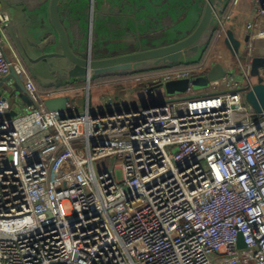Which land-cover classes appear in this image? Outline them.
Wrapping results in <instances>:
<instances>
[{
  "label": "built area",
  "instance_id": "obj_1",
  "mask_svg": "<svg viewBox=\"0 0 264 264\" xmlns=\"http://www.w3.org/2000/svg\"><path fill=\"white\" fill-rule=\"evenodd\" d=\"M254 5L237 64L204 93L61 119L44 101L71 89L26 80L29 111L11 116L0 103V264H264V113L246 101L256 77L241 61L264 39V1ZM4 25L0 15V86L25 73ZM210 66L131 80L165 84ZM108 156L120 164L98 173Z\"/></svg>",
  "mask_w": 264,
  "mask_h": 264
},
{
  "label": "water",
  "instance_id": "obj_2",
  "mask_svg": "<svg viewBox=\"0 0 264 264\" xmlns=\"http://www.w3.org/2000/svg\"><path fill=\"white\" fill-rule=\"evenodd\" d=\"M72 1L76 0H0L1 3L19 12L26 22L34 21L35 26L32 29H36L40 33L39 41L36 40L31 44L33 52L26 51L25 56L31 63L36 64L42 61L49 64L50 72L56 79L55 82L49 83L50 86L68 85L81 79L89 81L92 78L133 75L196 64L203 58V54L218 29V20L224 14L231 0H203L199 19L189 31H183L181 28L177 30L172 25L162 26L156 31L151 30L146 35V32L139 29L134 31L129 27L128 36L119 41L121 49L112 47L113 49L106 48L105 50L98 47L94 49L96 42L92 40L83 49H77L72 45L62 18L63 6L66 5V11L70 10L67 5H70ZM115 1L121 2L124 12L121 8H112L110 0H89L91 23L93 24L97 17L103 19L111 15L120 17V27L124 28L131 16L129 12L135 11L137 2L135 0ZM100 2L102 3L99 4ZM174 4L176 3L174 2ZM151 11L153 12L151 8H148L149 14L152 13ZM0 15L5 21V29H10L13 26L16 30L17 24L14 18L4 11H0ZM149 22L151 23L152 20ZM226 35L225 45L227 48L233 54L239 53L240 40L231 30H228ZM248 63L250 64V74L256 77V82L251 89L246 90L245 98L257 112L264 113V79L258 75L259 68H264V56H256L250 50ZM228 74V69L221 62L215 61L200 77L173 80L165 84L159 83L155 88L164 90L170 88L173 94L178 91L188 93L196 86H207L210 82L221 80ZM10 77H14L19 85V98L28 105H32L31 99L26 95L24 86L14 70L4 81ZM108 103L111 105L112 100H109ZM44 106L49 111L61 112V119L79 115V111L71 110L69 95L46 99ZM137 107L136 105L108 106L95 109L96 111H92V114L96 112L112 113ZM17 113L10 112L9 115L16 116ZM240 246L243 244L240 243Z\"/></svg>",
  "mask_w": 264,
  "mask_h": 264
},
{
  "label": "crops",
  "instance_id": "obj_3",
  "mask_svg": "<svg viewBox=\"0 0 264 264\" xmlns=\"http://www.w3.org/2000/svg\"><path fill=\"white\" fill-rule=\"evenodd\" d=\"M110 1L112 8L118 7L122 9L124 7L121 2H116L115 0ZM135 1L137 2L136 9L133 12H129L131 16L132 14L133 16H130L128 18L127 25L124 28L120 27L121 18L112 17L111 15L106 16L103 19H99L97 17L94 19V22L92 24L90 18L91 15L89 0H76L74 2L72 1L70 5H67L68 7H70V10L67 11L66 5H64L62 8L64 12L62 18L65 22L72 45L77 49H83L89 44L90 40H92L93 42H96L94 49L96 48V45L102 50H105L106 48L121 49L122 47L119 41L125 39L128 36L130 28L134 31L139 29L142 32H146L151 30H159L162 26L168 27L174 25L173 27H175V29L177 30L181 28L183 31H189L197 23L203 7V0H143L142 2L140 0ZM173 1L176 4H174ZM231 2L232 3L230 4V6L228 8L226 7L229 16L226 32L228 30H231L234 33L236 38L240 40V50H242L244 47V42L247 38L245 33V24L254 15V0H231ZM101 3L102 2H100L99 4ZM148 8H151L153 12L151 11L152 13L149 14ZM0 11L7 12L10 17L14 18L17 24L16 30L13 28V26L10 29H5V50L9 55H16V57L19 59L21 67L24 68L25 73H21L20 69H16V75L19 77L20 82L23 84V86L25 84V81L29 80L36 88L42 91L54 89H71L69 91V94L67 95H69L70 97L72 95H75L76 100H79L76 103L71 102V110L74 111H80L79 105L83 101L82 96L85 93L89 96L90 92L93 90H96V92L99 93V95H101L103 99L107 100L103 107H95V109L105 108L108 106H140L147 103V101L149 100H163L167 98L165 90L164 94L162 93V89L155 88L158 84L154 85L148 83H136L132 82L130 78H123L116 81L112 80L109 83L105 84L106 86L103 85L104 82H101L104 80V78H115L118 76L92 78L89 81H84L81 79L74 81L68 85L50 86L51 84L49 83L55 82L56 79L50 72L51 69L49 68V64L42 61L36 64L31 63L26 59L25 56L26 51L28 53H30V51L33 52V45L31 44L36 40L39 41L38 39L40 37V33H38L36 29H32L33 26H35L34 21L31 20L26 22L19 12L13 10L12 8H9L6 4L1 2ZM122 11L124 12V9H122ZM150 20H152L151 23L149 22ZM158 23L161 24L158 25ZM258 48L260 49V51H262L264 50V45H260L258 46ZM219 49L216 52L217 57L212 55L211 52L204 59V61H208L209 65H212L215 61H219L229 70L230 67H232V64H228L229 58H227L228 60H226V58L223 57V51L221 49L219 51ZM256 56H262V54H256ZM214 58L218 59L215 60ZM33 68L35 73L33 71ZM140 75V73L133 74V76ZM196 77H199V74L194 75L193 78ZM238 78H240L239 75ZM83 82L86 83V88L83 86ZM123 84L125 86L121 88V91L127 92L133 99L132 101H128V103H124L125 101H121L120 97L118 96V91L116 92L112 88L114 85ZM130 84H132L133 87H127ZM13 85L16 86V88L14 89V94L12 95L13 92L10 90V88ZM141 86L145 87L143 97L138 94L141 92ZM136 87H139V90H136ZM204 92H206V89L201 91L198 90L192 94H201ZM12 96H14V98ZM109 100H112L111 105L108 103ZM0 103L4 105V111L6 114H10V112L14 111L22 112L25 110V108L28 107V104L19 98V85L14 77H10L8 80L3 81V83L1 84ZM87 105H89L88 102H86V106Z\"/></svg>",
  "mask_w": 264,
  "mask_h": 264
},
{
  "label": "rangeland",
  "instance_id": "obj_4",
  "mask_svg": "<svg viewBox=\"0 0 264 264\" xmlns=\"http://www.w3.org/2000/svg\"><path fill=\"white\" fill-rule=\"evenodd\" d=\"M232 2H230V4H231ZM254 3H255V0H254V2H253V5H254ZM255 6V5H254ZM228 7V6H227ZM218 26H219V24H218ZM148 33H149V31H146V35H148ZM156 36H159V35H156ZM225 38H226V36H223V38L221 39V38H219L218 37V32L216 31V33H215V35H214V37H213V39H212V41H211V43H210V45H209V47L207 48V50L205 51V53L203 54V57H207L208 56V54L209 53H211L212 52V55H214L215 57H217L216 56V52L218 51V49H219V47H220V49L223 51V53H224V56L223 57H225L226 58V60H228L227 58H229V60H228V64L229 65H233V64H237V60H236V55L235 54H233L228 48H227V46L225 45ZM218 44V45H217ZM260 45H264V39H258V40H254L253 42H252V47H253V49H251L252 50V52H253V54L254 55H260V54H262L263 56H264V50H262V51H260V49L258 48V46H260ZM96 48H97V45H96ZM121 48V47H120ZM255 48H256V50H255ZM220 49H219V51H220ZM249 48H244V52H246V53H244V55H242L241 56V61H242V63L243 64H247L248 63V58H247V55H245V54H247L248 52H247V50H248ZM243 50V49H242ZM250 50V49H249ZM215 59V58H214ZM218 59V58H217ZM217 59H215V60H217ZM212 62H214V61H212ZM198 65V64H197ZM176 67H178V66H176ZM156 70H153V71H146V72H143V73H140L142 76H146V75H149L150 73H152V72H155ZM158 71V70H157ZM195 75H197V73H195ZM200 76H202V74L201 73H199V77ZM134 76L132 75V74H128V75H121V77H115V78H112V77H110V78H104V80L103 81H101V82H104V86H106L105 84H107V83H109L110 81H112V80H119V79H123V78H130V80H131V78H133ZM132 82H134L133 80H131ZM83 86L86 88L87 86H86V83L85 82H83ZM123 86H125L124 84L123 85H114L112 88L117 92L118 91V96L120 97V100L121 101H125L124 103H128V101H132L133 99H132V97H130L129 96V94L127 93V92H124V91H121V88L123 87ZM95 87V86H94ZM127 87H129V88H131V87H133L132 86V84H130L129 86H127ZM135 87V86H134ZM209 87V85H207V86H196V87H194V90H190V92L189 93H195L196 91H201V90H205V89H207ZM16 88V86H11V88H10V90L13 92L14 91V89ZM97 88V87H96ZM138 88V89H137ZM136 90H139V87H136L135 88ZM167 90V96H169V97H173L175 94L176 95H184V94H187V93H181V92H179L178 91V93H172L171 92V90H170V88H167L166 89ZM166 90H165V92H166ZM141 91V92H140ZM140 93H138V94H140V96H142L143 97V94H144V91H145V87H143V86H141L140 87ZM162 93H164V89H162ZM14 94V92L12 93V95ZM136 94V93H135ZM165 94V93H164ZM13 98H14V96H12ZM83 101H82V103L79 105V107H80V111L79 112H83L84 111V108H85V106H86V102H88L89 103V105H90V108L92 109V110H95V107L97 108V107H103L104 105H105V103H106V101L107 100H105V99H103L102 97H101V95H99V93H97L96 92V90H93V91H91L90 92V94H89V96L85 93L83 96ZM77 101H79V100H76V97H75V95H72L71 96V102H77ZM24 111H29V109L28 108H25V110ZM120 164V161L115 157V156H108V157H104V158H101V159H98V160H96L95 161V168H96V170H97V172L98 173H102V172H104V171H107V170H111V169H113V168H115L116 166H118ZM116 174H117V177L119 178V179H121L122 178V171H121V169H117L116 170Z\"/></svg>",
  "mask_w": 264,
  "mask_h": 264
},
{
  "label": "trees",
  "instance_id": "obj_5",
  "mask_svg": "<svg viewBox=\"0 0 264 264\" xmlns=\"http://www.w3.org/2000/svg\"><path fill=\"white\" fill-rule=\"evenodd\" d=\"M231 2V1H230ZM230 6V3L228 4V7ZM227 7V8H228ZM227 13V9L225 10V12H224V14H226ZM217 31H218V29H217ZM204 59H205V57H203L201 60H200V62H198V63H196V65L195 66H197V64L199 65V64H201V63H203V61H204ZM190 66H192V65H190Z\"/></svg>",
  "mask_w": 264,
  "mask_h": 264
},
{
  "label": "bare ground",
  "instance_id": "obj_6",
  "mask_svg": "<svg viewBox=\"0 0 264 264\" xmlns=\"http://www.w3.org/2000/svg\"><path fill=\"white\" fill-rule=\"evenodd\" d=\"M240 49V48H239Z\"/></svg>",
  "mask_w": 264,
  "mask_h": 264
}]
</instances>
